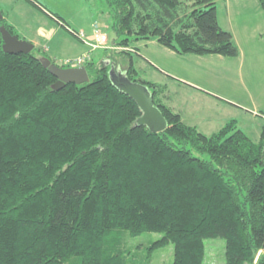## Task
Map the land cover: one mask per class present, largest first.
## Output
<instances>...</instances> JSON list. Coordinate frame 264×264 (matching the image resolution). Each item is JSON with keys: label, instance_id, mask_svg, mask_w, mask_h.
Returning <instances> with one entry per match:
<instances>
[{"label": "trees", "instance_id": "obj_1", "mask_svg": "<svg viewBox=\"0 0 264 264\" xmlns=\"http://www.w3.org/2000/svg\"><path fill=\"white\" fill-rule=\"evenodd\" d=\"M216 1L104 0L126 56L154 40L178 56L237 57ZM43 57L4 53L0 35V264H122L105 250L120 232L161 234L153 247L172 244V264H203L204 241L217 238L225 264H264V127L257 143L235 121L204 135L142 81L167 123L151 133L135 126L141 112L114 85L115 64L83 63L89 82L55 91ZM135 74L131 63L124 75Z\"/></svg>", "mask_w": 264, "mask_h": 264}, {"label": "crops", "instance_id": "obj_2", "mask_svg": "<svg viewBox=\"0 0 264 264\" xmlns=\"http://www.w3.org/2000/svg\"><path fill=\"white\" fill-rule=\"evenodd\" d=\"M180 1L186 2L188 0ZM0 11L5 24L10 26L15 31L18 38L20 37V39L26 40L28 43L32 44L34 48L56 65H64L67 59H76L89 53V56L93 57L96 54V51L90 52L89 47L74 39L69 32H67L65 27L61 26L51 17V13H46L42 7L39 9L28 0H0ZM262 11L264 10L260 7L258 0L216 1L218 24L223 30L231 34L237 48L239 46V42L237 40V37H239L237 36L238 33L241 31L242 33L245 32V30L249 28L248 24H252V22H250L249 19L244 18L243 15H249V13H252L253 15L262 16ZM39 14L41 15L39 16ZM256 18L259 20L261 17ZM66 26L73 30V28L67 24ZM255 27L256 26L250 28V30ZM259 34L260 37L264 36V32H260ZM89 36H87L88 40L92 38ZM77 42L81 44L79 47H76L75 45ZM131 47L137 50V54H135L136 56L143 57V59L149 64H154L161 69L160 73L163 74L165 79L163 82H155V84L164 87L165 90L158 96V99L173 112L179 114L181 120L187 126L194 127L198 132L204 135H211L216 133L215 131L220 130L230 121H235L233 118L235 116H231V118H228V116L227 118H222L225 121L222 123L221 118L206 116L205 114L199 115V111L193 109L196 106L192 107L191 104L183 103L181 100L178 103L179 96H183L185 99L194 103H196L198 99H202L204 102L208 101L209 104L215 103L213 105L216 110L221 111L225 116L228 115L230 111H235L231 108L233 107L235 109H239L240 112H246L245 114L261 118L260 114L264 112L263 89H256L260 92L258 96H253L250 93L246 96L239 93L237 88L240 83L234 78L232 62L227 61V57L216 55L178 56L170 50L161 47L154 40L137 42ZM143 53L149 55L150 59L143 56ZM130 57H132V55H130ZM113 59L114 57L106 58L102 61V63L112 64V61H114ZM213 60H219L222 62V66L230 68L216 75L217 79L220 81V86L211 84L214 91L209 88H203V86L197 82L198 74L196 72L202 69L204 64L213 63ZM136 62H138L136 59H132V67ZM114 64L116 65L118 71L124 74V71L126 70L125 66H120L116 62H114ZM253 64L254 58L250 57L246 64V70L250 77L254 71ZM250 84L251 83L249 82V85ZM170 86L172 90H170ZM241 87L245 88L243 85H241ZM247 88H249V86ZM250 89L254 92V88L251 85ZM170 91H172V95ZM175 97L177 98L175 99ZM234 99L242 102H238ZM259 100L260 104L258 106L256 101ZM247 102L253 105V108L245 104ZM261 120H264V118ZM205 127L215 131L212 133L209 132L210 134H205Z\"/></svg>", "mask_w": 264, "mask_h": 264}, {"label": "rangeland", "instance_id": "obj_3", "mask_svg": "<svg viewBox=\"0 0 264 264\" xmlns=\"http://www.w3.org/2000/svg\"><path fill=\"white\" fill-rule=\"evenodd\" d=\"M40 7H42L46 13H51L59 16L68 26L73 28L78 33L84 34L91 37L92 26L98 28L102 33L107 36V46L104 48L90 49V52L96 51L93 57L89 54L81 56L78 58H84V63H94L96 66L104 64L103 60L106 58H113L112 64L116 62L120 66L129 67L132 59L138 62L134 63L133 68L137 75L135 74V80L139 82H163L165 79L163 74L160 73L159 67L156 65H151L143 59L136 55L126 56L122 54L127 48L115 46L113 41L115 40L114 32L109 28L111 20L108 15V9L105 5L104 0H34ZM36 4V5H37ZM262 16L253 15L252 13L244 14L243 17L249 19L252 22L251 25L248 24L249 30L246 29L245 32H239L237 40L239 42L238 51L239 55L232 59L227 58V61L232 62L234 69V78L238 85V91L242 95L252 94L253 96H258L260 92L256 89H263L264 91V36L260 37V32H264V11H262ZM41 14H39L40 16ZM44 17V16H42ZM256 17H261L259 20ZM45 18V17H44ZM41 19V18H40ZM47 19V18H45ZM254 26H256L254 29ZM70 34V33H69ZM71 35V34H70ZM72 36V35H71ZM74 39L78 40L76 37L72 36ZM20 39V37H19ZM21 41H26L20 39ZM27 42V41H26ZM81 42V41H80ZM82 43V42H81ZM113 44V45H112ZM135 44V43H134ZM76 47H79V42H77ZM34 54L37 56H42V54L34 48ZM48 55V54H46ZM49 56V55H48ZM143 56L149 58V55L143 53ZM89 57V58H88ZM144 57V58H145ZM215 57V56H214ZM250 57L254 58V71L252 75L247 73L246 64ZM68 60V59H67ZM225 61V60H223ZM206 63V62H205ZM244 63V64H243ZM156 67V68H155ZM230 69L227 66H222V62L219 60H213L211 64H204L202 69L196 71L198 74V83H200L203 88H209L213 90L212 85L220 86V81L217 79V74L222 73L225 70ZM217 72V73H216ZM197 79V77H196ZM234 79V80H235ZM142 80V81H141ZM250 85L254 88V92L250 89ZM212 84V85H211ZM243 85L245 88L241 87ZM143 86V85H142ZM208 86V87H207ZM249 86V88H247ZM146 88V86H144ZM172 90L171 86L169 87ZM250 89V92H249ZM214 91V90H213ZM172 95V91H170ZM238 93V94H239ZM208 96V95H207ZM177 97H175L176 99ZM211 99V98H207ZM183 103L191 104L194 110L199 111V115L205 114L206 116H211L215 118H231L235 120L237 129L241 131L253 142L257 143L260 137L262 128L264 127V116L261 118L253 117L250 114H245L246 112H240L239 109H234L235 111H230L228 115H223L221 111L216 110L213 104L208 101L204 102L202 99H198L196 103L190 102L183 96L178 99ZM237 100V99H234ZM238 101V100H237ZM242 102V101H238ZM259 106V101H256ZM220 103V102H218ZM249 107L253 108L250 103H245ZM226 105V104H225ZM255 105V106H257ZM264 113V112H262ZM214 115V116H213ZM216 115V116H215ZM230 116V117H229ZM222 119V123L225 122ZM216 120V119H214ZM221 126V125H220ZM205 134H210L209 132H214L213 129H208L205 127ZM219 131V130H218ZM217 132V131H215ZM162 238L161 234L154 233H144L139 236H130L127 232H120L117 234V238L112 240L109 238L107 241L109 244L105 246L107 256L113 257L114 254L119 255L122 264H172L173 263V245L168 244L164 247L154 248L153 244ZM77 262L75 257L70 258L65 264H74ZM203 264H225V241L223 239H206L204 241V259Z\"/></svg>", "mask_w": 264, "mask_h": 264}, {"label": "water", "instance_id": "obj_4", "mask_svg": "<svg viewBox=\"0 0 264 264\" xmlns=\"http://www.w3.org/2000/svg\"><path fill=\"white\" fill-rule=\"evenodd\" d=\"M3 16L0 11V21ZM0 35L2 39V50L6 54H29L33 51L32 44L21 41L16 35H11L4 26H0ZM40 63L49 73L56 78V83L52 89L57 91L62 89L66 84L82 85L89 82V77L84 67L79 68H59L51 63L47 58H40ZM117 75L112 79L114 85L126 96L132 99L141 112V116L136 120L135 126H144L151 133H161L167 123L159 108L154 105L151 94L144 86L129 81L125 75L118 71L116 66L112 67Z\"/></svg>", "mask_w": 264, "mask_h": 264}, {"label": "built area", "instance_id": "obj_5", "mask_svg": "<svg viewBox=\"0 0 264 264\" xmlns=\"http://www.w3.org/2000/svg\"><path fill=\"white\" fill-rule=\"evenodd\" d=\"M92 38L91 41H88L84 34L82 33H75L71 30V32L74 36L77 37L80 41H82L86 46H88L91 49H98V48H104L107 46V37L104 33H102L98 28L95 26H92ZM129 51V49H126ZM132 51V50H130ZM84 58H76V59H68L65 61L64 65L67 67L77 68L83 65Z\"/></svg>", "mask_w": 264, "mask_h": 264}, {"label": "bare ground", "instance_id": "obj_6", "mask_svg": "<svg viewBox=\"0 0 264 264\" xmlns=\"http://www.w3.org/2000/svg\"><path fill=\"white\" fill-rule=\"evenodd\" d=\"M113 45V44H112Z\"/></svg>", "mask_w": 264, "mask_h": 264}]
</instances>
